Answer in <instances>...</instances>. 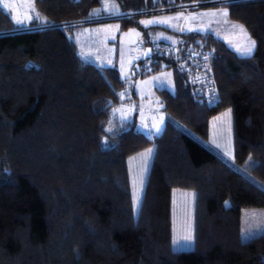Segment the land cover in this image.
<instances>
[{"label":"trees","instance_id":"trees-1","mask_svg":"<svg viewBox=\"0 0 264 264\" xmlns=\"http://www.w3.org/2000/svg\"><path fill=\"white\" fill-rule=\"evenodd\" d=\"M115 1L129 27L138 12L211 0ZM34 2L26 30L0 6V264H264V232L243 240L241 219L264 208V0L222 4L255 41L250 56L211 33L180 34L211 51L219 97L208 104L173 67L154 136L116 118L127 81L84 62L68 36L105 15L102 0ZM226 109L232 159L209 145ZM151 146L135 211L128 158ZM175 188L196 193L192 249L172 247Z\"/></svg>","mask_w":264,"mask_h":264},{"label":"rangeland","instance_id":"rangeland-1","mask_svg":"<svg viewBox=\"0 0 264 264\" xmlns=\"http://www.w3.org/2000/svg\"><path fill=\"white\" fill-rule=\"evenodd\" d=\"M210 2L213 3L200 6ZM227 2L228 0L199 1L181 4L176 7L177 11L165 12L175 8L170 7L154 12H138L135 18L138 24L124 27L121 18L131 15L123 14L115 0H102V5L97 12L109 16H98L94 19L75 22L81 24L97 21L74 27L68 31V36L77 44L79 56L84 62L93 63L98 67L117 68L123 79L127 81V87L121 93V101L114 109L116 118L134 123L139 131L147 135H159L163 132L169 118L163 109L160 91L174 92L176 90L175 75L172 68L157 67L156 70L160 71H142L140 68L146 60V50L143 44H139L140 40L149 38L155 42L159 39L172 38L178 31L183 34L211 33L224 41L238 55L247 56L238 52L237 48L247 47L254 40L241 23L230 18L228 8L222 6ZM34 4V0H0V6L21 30L29 29L31 26L30 14L36 11ZM18 19L23 23L18 24ZM148 21L153 23H146ZM182 39L178 37L168 44L177 43ZM137 64H139L138 68L135 69ZM211 66L216 79L212 61ZM210 135L209 145L232 159L233 137L230 109L224 110L211 120ZM154 150L155 146H151L128 158L135 211L139 209L143 197ZM249 161L252 160L249 159ZM195 203V191L184 188L173 190L172 247L175 250L194 247ZM241 219L243 240L264 232L263 207H244ZM185 237H191V239L185 240Z\"/></svg>","mask_w":264,"mask_h":264},{"label":"built area","instance_id":"built-area-1","mask_svg":"<svg viewBox=\"0 0 264 264\" xmlns=\"http://www.w3.org/2000/svg\"><path fill=\"white\" fill-rule=\"evenodd\" d=\"M191 7V6H190ZM139 44L149 50L141 70L152 72L156 68H178L187 77V82L195 93L212 105L217 102L219 94L216 79L211 66V51L184 39L168 44L162 41L149 43L147 39Z\"/></svg>","mask_w":264,"mask_h":264},{"label":"snow or ice","instance_id":"snow-or-ice-1","mask_svg":"<svg viewBox=\"0 0 264 264\" xmlns=\"http://www.w3.org/2000/svg\"><path fill=\"white\" fill-rule=\"evenodd\" d=\"M224 15H226V13H224ZM17 23L18 24H22L23 21L18 19L17 20ZM146 23H153V21H148ZM241 32H243V29H241ZM254 48H255V42L254 41H251L250 44H249V46L242 47V48H237V51L240 52L242 55L250 56L252 54ZM184 239L185 240H190L191 237H185ZM177 243H179V242H177Z\"/></svg>","mask_w":264,"mask_h":264},{"label":"crops","instance_id":"crops-1","mask_svg":"<svg viewBox=\"0 0 264 264\" xmlns=\"http://www.w3.org/2000/svg\"><path fill=\"white\" fill-rule=\"evenodd\" d=\"M180 34H182V33H179V31H178V32H175L173 34L172 38H165V39H159V40L166 41V42H172V41L176 40L178 37H181Z\"/></svg>","mask_w":264,"mask_h":264},{"label":"water","instance_id":"water-1","mask_svg":"<svg viewBox=\"0 0 264 264\" xmlns=\"http://www.w3.org/2000/svg\"><path fill=\"white\" fill-rule=\"evenodd\" d=\"M212 3H213V2H210V3H204V4H201L200 6L210 5V4H212ZM148 53H149V50L146 51L145 56H147ZM136 68H138V64H137V66H135V69H136Z\"/></svg>","mask_w":264,"mask_h":264},{"label":"clouds","instance_id":"clouds-1","mask_svg":"<svg viewBox=\"0 0 264 264\" xmlns=\"http://www.w3.org/2000/svg\"><path fill=\"white\" fill-rule=\"evenodd\" d=\"M188 9V8H187Z\"/></svg>","mask_w":264,"mask_h":264}]
</instances>
